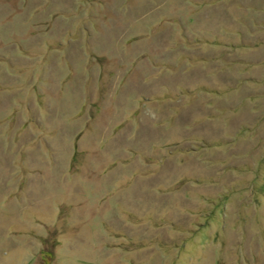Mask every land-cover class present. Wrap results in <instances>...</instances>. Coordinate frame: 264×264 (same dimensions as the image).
I'll return each mask as SVG.
<instances>
[{"label": "rangeland", "instance_id": "374dc122", "mask_svg": "<svg viewBox=\"0 0 264 264\" xmlns=\"http://www.w3.org/2000/svg\"><path fill=\"white\" fill-rule=\"evenodd\" d=\"M0 264H264V0H0Z\"/></svg>", "mask_w": 264, "mask_h": 264}]
</instances>
